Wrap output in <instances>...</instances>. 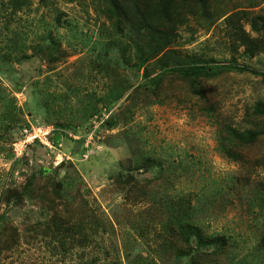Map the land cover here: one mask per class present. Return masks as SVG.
Wrapping results in <instances>:
<instances>
[{
    "label": "rangeland",
    "instance_id": "374dc122",
    "mask_svg": "<svg viewBox=\"0 0 264 264\" xmlns=\"http://www.w3.org/2000/svg\"><path fill=\"white\" fill-rule=\"evenodd\" d=\"M222 2L213 6L225 15L189 18L167 57L137 68L138 35L114 30L106 0H0V216L14 232L0 264H264V120L254 110L264 105V47L244 53L225 19L245 10L237 25L255 37L246 16L263 26L264 0ZM210 59L238 68L196 87L167 68ZM36 125L53 127V145L16 147L25 155L15 159L13 144ZM249 129L256 141L239 146L233 134ZM30 176L40 193L58 190L53 206L13 193L5 202ZM173 196L190 202L187 220L231 245L195 253L177 235L169 247L166 231L180 225L168 222ZM54 218L81 223L82 241Z\"/></svg>",
    "mask_w": 264,
    "mask_h": 264
},
{
    "label": "trees",
    "instance_id": "16d2710c",
    "mask_svg": "<svg viewBox=\"0 0 264 264\" xmlns=\"http://www.w3.org/2000/svg\"><path fill=\"white\" fill-rule=\"evenodd\" d=\"M45 1V0H42ZM109 3V8L105 12L106 17L111 21V25L114 30H134L138 35V40L136 42L137 50V68L145 66L148 61L157 58L159 55L162 57H167L168 52L165 51L167 46L172 42L173 35L177 27L181 24H186L189 18H199L203 19L207 24H212L217 18L225 15V11H221L220 7H214L213 3H219L222 6H226V2L222 0H106ZM237 12L226 16L227 25L231 26L234 37L238 40V45L244 47V53L254 55L262 50L264 47V22L263 26H259L255 18L251 19L249 15L246 16L247 21L251 24L252 30L257 32V36L251 37L243 28L238 24L236 20ZM247 13V12H246ZM206 24V25H207ZM69 25V23H68ZM50 48L48 54H50ZM213 60L200 62L198 60L194 62H187L176 64L175 66L167 67L169 72L175 73L182 78L190 79V85L196 87L194 81L203 79H213L216 78L220 73L226 71L227 69L238 68L237 64H227V65H216ZM165 63V62H164ZM254 74H260L246 68ZM242 70V68H241ZM163 75V73H162ZM262 82H264V74L261 73ZM160 74L147 77V84L149 87L157 86L160 78ZM150 84H153L151 86ZM259 105V104H258ZM256 105L254 110L256 116L262 117L264 120V105ZM264 123V121H263ZM54 133V132H53ZM257 132L255 130H247L242 133H234L233 136L237 138L238 145L243 146L251 144L257 139ZM55 137V136H54ZM53 137V138H54ZM21 138V135L19 136ZM18 138V139H19ZM57 140V139H56ZM221 141V150L224 152L225 156H228L233 161H239L242 159L241 154L236 151L232 146L224 144ZM232 142V141H231ZM30 148V146H29ZM24 156V155H23ZM22 156V157H23ZM19 159V158H15ZM147 160V158H146ZM150 161V160H149ZM42 173L48 172V169L43 168ZM54 186V182H52ZM36 188V190H35ZM44 188V184L38 185L37 182L34 183L32 177H28L24 185L21 187V191L10 188L6 191V201L9 203V198L11 193L15 196H27L30 198H36L41 202H46L48 207L53 206L54 199L57 198L59 194L58 190L52 187V194L50 195L45 192L40 193V190ZM173 201V202H171ZM169 204V224L172 225L176 222H180L178 228H168L167 234H170L169 247H175L178 242V236L181 237L183 242L186 244L185 250L189 251V246L191 250L195 253H205V248H210L209 250L214 251L213 253H219L225 251V249L231 245L229 236L219 233H207L200 225L196 222L192 223L187 220L189 218L192 220L193 208L190 202L184 201L181 203L173 199H168ZM71 220L66 222L58 220V218L53 219V227L62 231V234H68L70 240H75L76 242L82 238L81 236H76L73 234L74 231L83 227L81 223H73ZM5 215L0 216V255L7 245V241L4 240L5 233L8 232L9 235H13L14 232L5 230ZM57 233L56 231H54ZM55 236V235H53ZM56 237V236H55ZM191 237L195 239L194 245L190 244ZM177 238V239H176ZM177 240V241H176ZM82 240H80L81 242ZM63 244V243H62ZM198 257L200 254L197 255Z\"/></svg>",
    "mask_w": 264,
    "mask_h": 264
},
{
    "label": "clouds",
    "instance_id": "9594fccd",
    "mask_svg": "<svg viewBox=\"0 0 264 264\" xmlns=\"http://www.w3.org/2000/svg\"><path fill=\"white\" fill-rule=\"evenodd\" d=\"M38 126L48 127V128L50 129L48 135L46 136V140H45V141H41L39 138H34L33 140L27 141L23 147H26V146H28V145H29V146H33L34 143H40V144H42V145H44V146H46V147H48V146H52V145H53V142H51V139H50V136H52V135H53V132H54L53 127L50 126V125H36V126H34V127H38ZM32 127H33V126H31V128H32ZM20 135L22 136V138H24V133H23V131L21 132ZM22 140H23V139H22ZM22 140H21V139H20V140L17 139V140L15 141V143L13 144V153H14V157H15V158H22V156L25 155V152H22L20 155H18V153H17V148H16V147H18V143L21 142ZM51 144H52V145H51ZM14 145H15V146H14ZM29 146H28V147H29ZM25 149H26V148H25ZM25 149H23V151H24Z\"/></svg>",
    "mask_w": 264,
    "mask_h": 264
},
{
    "label": "built area",
    "instance_id": "2783aa9c",
    "mask_svg": "<svg viewBox=\"0 0 264 264\" xmlns=\"http://www.w3.org/2000/svg\"><path fill=\"white\" fill-rule=\"evenodd\" d=\"M50 129L48 127L38 126L32 127L30 129H24V138L21 142L18 143V147H23L27 141L33 140L34 138H39L41 141L46 140Z\"/></svg>",
    "mask_w": 264,
    "mask_h": 264
}]
</instances>
